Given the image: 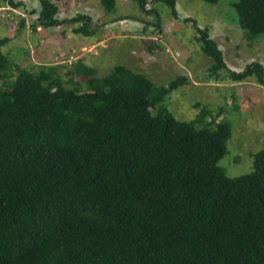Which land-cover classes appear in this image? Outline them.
<instances>
[{
  "label": "trees",
  "instance_id": "trees-1",
  "mask_svg": "<svg viewBox=\"0 0 264 264\" xmlns=\"http://www.w3.org/2000/svg\"><path fill=\"white\" fill-rule=\"evenodd\" d=\"M159 1L192 21L208 76L224 69L264 84V60L227 67L207 25ZM115 3L99 0L106 13ZM232 6L247 37H264V0ZM57 9L38 0L31 28L73 22L91 35L106 24ZM75 71L85 89L66 85L55 65L34 71L0 49V264H264V142L248 171L229 175L218 164L229 120L205 119V105L179 119L161 103L186 74L157 85L122 63L97 75L77 62Z\"/></svg>",
  "mask_w": 264,
  "mask_h": 264
},
{
  "label": "rangeland",
  "instance_id": "rangeland-1",
  "mask_svg": "<svg viewBox=\"0 0 264 264\" xmlns=\"http://www.w3.org/2000/svg\"><path fill=\"white\" fill-rule=\"evenodd\" d=\"M20 1L11 6L8 0H0V37H9L0 49L11 60L34 71L55 65L66 85L77 84L80 89L86 88L85 76L75 71L77 62L93 66L97 75L122 63L157 85L184 73L187 82L170 89L161 103L179 119H191L200 105H205L210 111L205 119L215 115V120H229L231 132L218 164L229 175L251 168V153L264 142V84L251 76L234 81L224 69L217 76H208L205 67L210 59L194 38L191 20L172 16L159 0L146 4L152 6L151 11H143L134 0H116L110 13L101 8L99 0H53L60 17L81 11L90 14L93 23L106 21L94 34L85 35L73 31V22L31 28L35 18L28 9L38 5V0ZM233 1L175 0V8L180 16L193 18L199 26L207 25L226 66L238 69L251 59L264 60V37L245 35L238 26ZM158 19L157 28L152 24Z\"/></svg>",
  "mask_w": 264,
  "mask_h": 264
},
{
  "label": "built area",
  "instance_id": "built-area-1",
  "mask_svg": "<svg viewBox=\"0 0 264 264\" xmlns=\"http://www.w3.org/2000/svg\"><path fill=\"white\" fill-rule=\"evenodd\" d=\"M2 7V5H0V8Z\"/></svg>",
  "mask_w": 264,
  "mask_h": 264
}]
</instances>
